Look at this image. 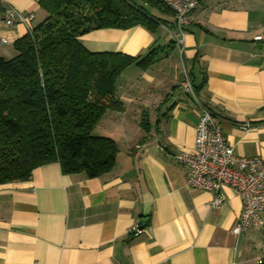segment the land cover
<instances>
[{"label":"crops","instance_id":"crops-1","mask_svg":"<svg viewBox=\"0 0 264 264\" xmlns=\"http://www.w3.org/2000/svg\"><path fill=\"white\" fill-rule=\"evenodd\" d=\"M2 1L34 12V24L46 14L39 0ZM149 7L167 20L156 30L102 28L81 37L94 52L142 56L160 47L149 69H127L117 89L123 108L98 124L112 122L115 165L88 176L50 162L29 179L0 184V264H255L264 256L263 228L234 232L244 207L238 191L225 186L212 208L214 193L190 187L189 169L176 159L194 149L205 109L240 155L264 159V0H203L182 39L170 11ZM26 33L23 24L0 23V53ZM184 64L199 91H182Z\"/></svg>","mask_w":264,"mask_h":264},{"label":"trees","instance_id":"trees-1","mask_svg":"<svg viewBox=\"0 0 264 264\" xmlns=\"http://www.w3.org/2000/svg\"><path fill=\"white\" fill-rule=\"evenodd\" d=\"M46 12L0 56V184L29 179L35 168L59 162L67 173L98 176L115 165L119 146L93 131L109 110H121L118 81L132 65L147 70L160 47L142 56L94 52L81 37L102 28L137 25L156 30L173 11L163 0H39ZM7 6L0 0V15ZM192 74V69H191ZM194 90L199 91L192 78ZM141 126L149 120L142 115ZM263 231H264V227ZM255 264H264V256Z\"/></svg>","mask_w":264,"mask_h":264},{"label":"built area","instance_id":"built-area-1","mask_svg":"<svg viewBox=\"0 0 264 264\" xmlns=\"http://www.w3.org/2000/svg\"><path fill=\"white\" fill-rule=\"evenodd\" d=\"M163 1L173 11L171 24L177 29L176 37L182 39L192 14L203 0ZM34 20V12L25 13L12 6H7L4 14L0 15V23L9 26L23 24L27 32L33 31ZM1 41L8 43V38L2 37ZM186 65L188 69L182 84L186 93H194L191 67ZM176 159L188 167L187 183L190 187L214 193L212 208L221 206L225 186L233 187L243 197L244 207L234 227L237 235L264 227V159L261 156L240 155L228 142L217 116L211 110L205 109L200 117L194 149L180 151Z\"/></svg>","mask_w":264,"mask_h":264},{"label":"rangeland","instance_id":"rangeland-1","mask_svg":"<svg viewBox=\"0 0 264 264\" xmlns=\"http://www.w3.org/2000/svg\"><path fill=\"white\" fill-rule=\"evenodd\" d=\"M45 17H46V14H45V13L40 14V15L37 17V19H36V21H35V24H37V23L43 21ZM6 47H7V49L10 50V52H9V50H6V52H8V53H4L5 51H1L2 53H0V56H4V57L7 58V59H10V58L16 56L17 51L15 50V48H14V46H13V42L7 44ZM4 54H5V55H4ZM133 67H134V66H133ZM132 69H134V68H132ZM187 69H188V66H187L186 64L182 65L181 77H180V80H179V81H180V84H179V85H180L182 91L185 90V89H184V86H183V84H182V82L185 80V73H186ZM129 71H130V73H131L133 70H131V68H130L129 70L125 71L124 74H123V76H122L121 78H119V81L122 80V79H124L126 76L130 75V74H129ZM190 78H191V77H190ZM157 88H160V87H157ZM161 88H162V86H161ZM121 89H122V88H121ZM161 90H162V89H161ZM157 91L160 92L159 90H157ZM162 92H163V91H162ZM162 92H161V93H162ZM184 92H186V91H184ZM187 93H191V92H187ZM110 121H111V120H109V118H108V116H107V117L105 118L104 122L101 124V126H98L97 129L95 128V130L93 131V133H94V134H97V135H109V134H110L109 132H111L110 130H112L111 127H110V123H112V122H110ZM112 131H113V130H112ZM111 133H112V132H111ZM123 135H125V133H118V132H117V136H118V137H119V136L123 137ZM257 229H258V231H261V230H262L260 227H258ZM263 245H264V244H263ZM249 251H250V250H249Z\"/></svg>","mask_w":264,"mask_h":264},{"label":"water","instance_id":"water-1","mask_svg":"<svg viewBox=\"0 0 264 264\" xmlns=\"http://www.w3.org/2000/svg\"><path fill=\"white\" fill-rule=\"evenodd\" d=\"M142 222H144V221H142ZM140 226V225H139ZM141 227V226H140Z\"/></svg>","mask_w":264,"mask_h":264}]
</instances>
